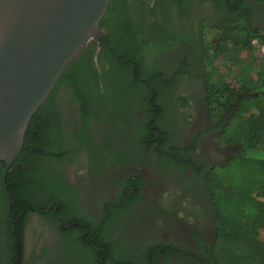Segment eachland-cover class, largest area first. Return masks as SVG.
Masks as SVG:
<instances>
[{
  "label": "flooded vegetation",
  "instance_id": "obj_1",
  "mask_svg": "<svg viewBox=\"0 0 264 264\" xmlns=\"http://www.w3.org/2000/svg\"><path fill=\"white\" fill-rule=\"evenodd\" d=\"M247 1L252 23L264 27V2ZM124 2L149 77L136 74L135 64L134 73L114 74V82H108L106 58L103 64L95 58L102 72L98 79L105 104L95 107V116H89L86 124H82L79 102L68 89L70 83L57 89L44 113L51 156L42 163L56 178L63 199L38 191L45 208L34 207L26 216L23 264H126L115 262L114 256L148 264V247L155 243L157 264H194L193 256L210 257L204 245L211 251L216 232L204 178L215 164L229 160L238 145L219 141L234 111L228 106L218 120L209 115L206 65L211 48L217 50L227 21L241 4L231 0ZM101 29L100 35L107 33ZM222 55L216 56L214 65H219ZM110 82L113 97L104 90ZM93 83L88 76L82 82L84 88ZM135 87L143 89L137 98L130 91ZM160 104L171 107L159 121H148V109L154 105V110H160ZM78 136L84 141L78 142ZM192 140L196 148L185 155L201 166L200 176L195 177L192 166L166 167L162 151L175 148L181 156V147ZM36 224L44 229L39 240L31 234Z\"/></svg>",
  "mask_w": 264,
  "mask_h": 264
},
{
  "label": "trees",
  "instance_id": "obj_2",
  "mask_svg": "<svg viewBox=\"0 0 264 264\" xmlns=\"http://www.w3.org/2000/svg\"><path fill=\"white\" fill-rule=\"evenodd\" d=\"M231 1L240 3V9L238 13H232V19L227 21L229 25L225 28L227 31L218 39L217 50L213 47V53L207 57L209 77L205 81L204 94L213 120H218L228 106L233 109L234 113L219 141L237 144L238 149L224 164H215L205 175V186L214 209L216 238L211 251L204 245L210 252L209 259L196 255L192 257L194 264H264V239L261 237L264 230V51L260 56L256 55L253 44V40L257 39L264 45V27L256 28L252 23V6L247 0ZM256 2L263 3L264 0ZM100 28L107 31L100 35L101 41L90 40L58 79L31 132L20 163L15 169L8 170L6 182L3 180L5 167L0 164V264H23L26 216L34 207L45 208L43 201L37 197L38 191L61 198L56 178L53 180L42 163L44 157L51 156L47 149L49 132L44 113L52 104L57 89L62 84L70 83L68 89L72 98L79 102L82 124H86L88 117L94 115L95 107H104L105 104L100 95L103 88L98 79L102 72L97 64H103V57L108 63L105 73L108 82L110 79L114 82V74L120 73L135 72L149 77L141 47L131 30L124 0L110 1ZM221 53L223 62H228L227 73H222L219 65L213 64ZM241 53H246L244 59L240 58ZM115 54H118V58ZM135 64L136 71L133 72ZM228 75L234 77L235 84L227 80ZM87 76L93 78L94 83L84 88L82 82ZM214 76L218 78L214 79ZM113 82L104 87L110 97L114 92ZM142 90L139 87L130 89L135 98ZM161 91L158 93L161 94ZM159 106L160 110H154V105L148 109V121H159L160 114L171 107L167 104ZM77 140L83 142L84 138L78 136ZM195 148L196 143L192 140L181 147V156L175 148L173 152L162 151L165 156L163 163L166 167L174 165L181 170L192 166L195 177L200 176L201 166L185 155V151ZM58 160L62 161L63 157L58 156ZM79 246L75 249L79 250ZM170 248L167 245V252ZM148 249V264H157L158 244H152ZM114 261L136 264L128 257L114 256Z\"/></svg>",
  "mask_w": 264,
  "mask_h": 264
},
{
  "label": "water",
  "instance_id": "obj_3",
  "mask_svg": "<svg viewBox=\"0 0 264 264\" xmlns=\"http://www.w3.org/2000/svg\"><path fill=\"white\" fill-rule=\"evenodd\" d=\"M111 0H0V164L20 163L69 63L92 39ZM118 57V54H116ZM6 185V184H5ZM9 202L10 194L7 190Z\"/></svg>",
  "mask_w": 264,
  "mask_h": 264
},
{
  "label": "rangeland",
  "instance_id": "obj_4",
  "mask_svg": "<svg viewBox=\"0 0 264 264\" xmlns=\"http://www.w3.org/2000/svg\"><path fill=\"white\" fill-rule=\"evenodd\" d=\"M212 34H210L209 35V38L210 37H212L211 36ZM211 48V47H210ZM212 49V48H211ZM264 51V45H262V44H260V43H258V42H256L255 43V54L256 55H258V56H260L261 54H262V52ZM246 57V53H241V55H240V58L241 59H244ZM228 62H223V60H222V58L219 60V67H220V69H221V72L222 73H227L228 72V67L226 66V64H227ZM227 80L229 81V82H231V83H233V84H235V80H234V77L232 76V75H228V77H227ZM41 229V230H40ZM34 230L35 231H33L31 234L33 235L32 237H34V239H36V240H39L40 238H41V232H43L44 231V229H42L41 228V225H39V224H36L35 226H34ZM41 235V236H40ZM261 237L264 239V230H262L261 231Z\"/></svg>",
  "mask_w": 264,
  "mask_h": 264
}]
</instances>
